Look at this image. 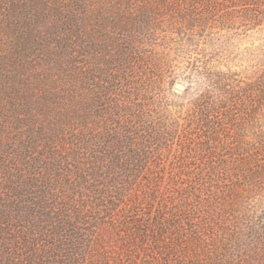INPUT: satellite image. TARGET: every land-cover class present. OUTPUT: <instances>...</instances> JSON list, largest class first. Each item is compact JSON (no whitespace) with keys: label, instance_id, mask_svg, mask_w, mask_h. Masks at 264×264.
<instances>
[{"label":"trees","instance_id":"1","mask_svg":"<svg viewBox=\"0 0 264 264\" xmlns=\"http://www.w3.org/2000/svg\"><path fill=\"white\" fill-rule=\"evenodd\" d=\"M262 27L264 0H0V264H264Z\"/></svg>","mask_w":264,"mask_h":264},{"label":"rangeland","instance_id":"2","mask_svg":"<svg viewBox=\"0 0 264 264\" xmlns=\"http://www.w3.org/2000/svg\"><path fill=\"white\" fill-rule=\"evenodd\" d=\"M253 48L255 50V55L259 58L264 59V27H262L261 30L258 31V33L256 35H254L251 39H248L247 41H245L241 46V49L253 50ZM244 57L245 58H243L242 62L245 64L249 63L250 58H249L248 54L245 55ZM176 83H180L181 85H183L185 87V89H186V87L190 86L185 81H177ZM176 83L174 84V88H175ZM175 89L180 93H182L184 91V90L180 91L177 88H175Z\"/></svg>","mask_w":264,"mask_h":264},{"label":"water","instance_id":"3","mask_svg":"<svg viewBox=\"0 0 264 264\" xmlns=\"http://www.w3.org/2000/svg\"><path fill=\"white\" fill-rule=\"evenodd\" d=\"M175 88H177L180 91L185 90V87L183 85H181L180 83H176Z\"/></svg>","mask_w":264,"mask_h":264}]
</instances>
